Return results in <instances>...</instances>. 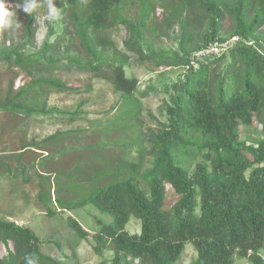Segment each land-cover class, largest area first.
I'll list each match as a JSON object with an SVG mask.
<instances>
[{"label": "trees", "instance_id": "trees-1", "mask_svg": "<svg viewBox=\"0 0 264 264\" xmlns=\"http://www.w3.org/2000/svg\"><path fill=\"white\" fill-rule=\"evenodd\" d=\"M27 2L6 0L14 20ZM54 2L62 32L48 28L40 45L37 8L31 14L23 11L20 39L12 27L0 29V65L6 67L0 72V113L8 115L0 128V178L18 179L35 168L34 154L46 151L67 131L40 139L27 140L25 133L18 139L7 137L30 117L57 111L47 105L49 93L92 90L91 83L82 90L63 73L74 68L88 72L90 78L108 81L123 97L150 94L151 89L138 91L139 81L125 74L124 62L103 57L107 39L100 32L121 23L129 30L124 42L128 51L153 62L156 69L182 72L171 83L155 126L141 133L147 148L140 158L149 156V164L139 172L141 162L128 163L139 179L119 178L126 162L112 158L111 170L91 177L95 187L88 196L55 198L60 210L92 204L112 217L108 223L98 219V230L89 231L69 216L70 228L95 253L111 249V264H176L187 244L196 251L191 264H235L237 258L264 264V0H172L165 25L158 29L175 41L171 50L151 49L144 14L134 22L116 21L125 0ZM173 26L178 34L172 38L167 28ZM234 35L238 40L220 54H199L209 43ZM254 125L260 128L259 137L243 138L239 128ZM188 159H196L192 168ZM43 177L37 173L38 198L51 201L53 187ZM132 217L141 223L138 233L126 229ZM43 245L32 228L0 215V264H70L45 252Z\"/></svg>", "mask_w": 264, "mask_h": 264}, {"label": "rangeland", "instance_id": "rangeland-1", "mask_svg": "<svg viewBox=\"0 0 264 264\" xmlns=\"http://www.w3.org/2000/svg\"><path fill=\"white\" fill-rule=\"evenodd\" d=\"M171 1L125 0L116 12V21L126 18L134 22L144 14L146 35L150 38L149 40H153L152 45H149L151 49H174L175 41L158 31L159 27L165 25L168 5ZM36 2L38 4L35 14L36 39L37 44L40 45L42 41L38 39V35L41 31L46 30L47 32L48 28H51L53 32L61 33L63 24L60 18L57 20L47 18L48 0H36ZM16 12V21L19 26L14 25L10 31L14 30L20 39L23 36L25 15L20 8ZM176 30H178L176 26H173L167 28V33L173 38L178 34ZM128 32L126 26L121 23H116L100 32L107 39L106 52L103 57L116 63L124 62L125 74L139 81L138 91L151 89L148 96L140 97L138 92H134L131 96L123 97L120 92L113 89L108 81L90 78L88 72L74 68L63 73L62 77L69 80L71 84L80 85L82 90L88 83H91L92 90L80 93H49L47 105L56 107L57 111L49 116L30 117L26 124L19 126L16 133L7 135L8 139H18L25 133L27 140L32 137L40 139L58 130H67L46 146V151L34 154L37 158L35 168L24 172L18 179L7 176L0 178V215L15 220L17 224L32 228L44 241L43 250L45 252L70 264H111L113 251L107 248L100 253H95L90 242L80 240L70 228L69 216L74 217L89 231L98 230V219L108 223L112 217L92 204L70 210H60L55 198L76 200L88 196L95 187L94 180H91L94 174L107 169L111 170L114 163L112 158L126 162L121 167L122 171L124 169L125 171L118 176L119 178H126L130 175L138 177L139 172L150 161L147 155L140 158L141 151L147 148V143L143 140L141 133L148 127L155 126L154 119L160 117V105L163 99L169 96L171 83L182 72V68L156 69L153 62L141 59L137 53L128 51L124 44ZM1 36L0 32V39ZM75 43L79 45L78 39ZM97 48L99 50V46ZM70 53L74 54V51ZM121 53H124L127 58L123 59ZM81 56H86V52L81 50ZM5 68L0 65V72ZM83 100L85 104L80 108V112L72 115ZM113 105L115 107L111 109ZM72 116L74 120L71 119ZM7 119V114L0 113V128L7 122ZM77 129L82 131H70ZM239 132L246 140L259 137L261 134L259 126L255 125L249 128L241 126ZM195 161L196 159H188L189 168L193 167ZM138 162H141L139 172L129 170L128 163ZM37 173H42L43 179L52 184L51 201L39 200ZM31 176V180L22 181ZM140 185L145 186L142 183ZM49 208L54 210L52 214L49 213ZM126 229L129 233H138L141 223L132 217L126 224ZM0 249H2L1 246ZM195 256L194 246L187 244L181 260L176 264H191ZM134 264L140 263L136 261ZM235 264H247V260L237 258Z\"/></svg>", "mask_w": 264, "mask_h": 264}, {"label": "clouds", "instance_id": "clouds-1", "mask_svg": "<svg viewBox=\"0 0 264 264\" xmlns=\"http://www.w3.org/2000/svg\"><path fill=\"white\" fill-rule=\"evenodd\" d=\"M38 7V4L36 0H29V2L25 3L23 6V11L31 14L36 8ZM15 12L12 11L6 3V0H0V29H8L10 27H13L14 25L16 27L19 26V23L14 20ZM49 20H57L60 18V12L58 11V8L54 2V0H48V17ZM46 30L41 31L38 35V39L40 41H43L45 37ZM30 264V262H29Z\"/></svg>", "mask_w": 264, "mask_h": 264}, {"label": "built area", "instance_id": "built-area-1", "mask_svg": "<svg viewBox=\"0 0 264 264\" xmlns=\"http://www.w3.org/2000/svg\"><path fill=\"white\" fill-rule=\"evenodd\" d=\"M237 40L238 36L234 35L224 41L211 42L204 49H202L199 54H220L222 51H224L227 47L235 43Z\"/></svg>", "mask_w": 264, "mask_h": 264}]
</instances>
